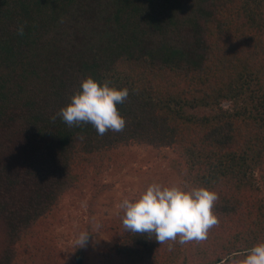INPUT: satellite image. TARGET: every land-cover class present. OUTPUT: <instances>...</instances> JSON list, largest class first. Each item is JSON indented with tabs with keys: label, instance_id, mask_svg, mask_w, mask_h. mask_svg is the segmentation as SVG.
Instances as JSON below:
<instances>
[{
	"label": "trees",
	"instance_id": "1",
	"mask_svg": "<svg viewBox=\"0 0 264 264\" xmlns=\"http://www.w3.org/2000/svg\"><path fill=\"white\" fill-rule=\"evenodd\" d=\"M86 77L129 90L122 132L51 121ZM135 146L171 149L219 224L158 244L121 219L107 264H233L264 243V0H0V264H55L42 219L79 186L96 199Z\"/></svg>",
	"mask_w": 264,
	"mask_h": 264
},
{
	"label": "clouds",
	"instance_id": "2",
	"mask_svg": "<svg viewBox=\"0 0 264 264\" xmlns=\"http://www.w3.org/2000/svg\"><path fill=\"white\" fill-rule=\"evenodd\" d=\"M63 22V21H61ZM25 24L17 26L16 33L23 36ZM129 90H117L108 81L100 83L86 77L80 83V91L74 94L71 102L50 117L55 122L57 116L69 127L91 124L98 136L107 132H122L126 127L125 118L117 105L124 103ZM219 197L216 192L205 188L184 190L178 185H149L139 198H124L118 205L122 210L123 228L135 234L155 235L158 244L204 241L209 230L219 224L213 209ZM89 239L87 232L79 234L76 244L84 247ZM233 264H264V243L250 248L242 260Z\"/></svg>",
	"mask_w": 264,
	"mask_h": 264
},
{
	"label": "rangeland",
	"instance_id": "3",
	"mask_svg": "<svg viewBox=\"0 0 264 264\" xmlns=\"http://www.w3.org/2000/svg\"><path fill=\"white\" fill-rule=\"evenodd\" d=\"M175 160L171 149L135 146L125 151L121 165L111 164L104 169L100 182L95 180L97 187H106L96 199L93 195L97 188L93 186H79L65 194L57 208L42 219L48 259H56L55 264H72L76 240L89 226L92 238L85 264H107L111 260L109 252L115 250L112 235L123 216L118 205L124 198H139L153 183L184 189Z\"/></svg>",
	"mask_w": 264,
	"mask_h": 264
}]
</instances>
